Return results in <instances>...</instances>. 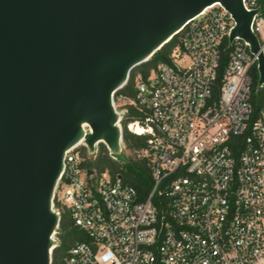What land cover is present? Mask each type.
Segmentation results:
<instances>
[{"label": "built area", "instance_id": "built-area-1", "mask_svg": "<svg viewBox=\"0 0 264 264\" xmlns=\"http://www.w3.org/2000/svg\"><path fill=\"white\" fill-rule=\"evenodd\" d=\"M242 3L264 54V0ZM233 26L219 3L205 7L176 33L168 62L135 73L134 98H115L138 114L127 129L146 136L145 199L108 170L88 174L95 155L83 141L65 151L53 208L84 238L62 264H264V109L253 116L250 101L257 54L229 40ZM126 107L116 109L120 124Z\"/></svg>", "mask_w": 264, "mask_h": 264}, {"label": "water", "instance_id": "water-1", "mask_svg": "<svg viewBox=\"0 0 264 264\" xmlns=\"http://www.w3.org/2000/svg\"><path fill=\"white\" fill-rule=\"evenodd\" d=\"M213 3L234 20L229 40L257 54L264 88L254 12L242 0H0V264H51L65 151L83 141L94 156L103 143L116 160L114 93Z\"/></svg>", "mask_w": 264, "mask_h": 264}, {"label": "trees", "instance_id": "trees-1", "mask_svg": "<svg viewBox=\"0 0 264 264\" xmlns=\"http://www.w3.org/2000/svg\"><path fill=\"white\" fill-rule=\"evenodd\" d=\"M177 43L176 34L165 43L160 49L156 50L153 55L145 62L135 66L129 73L127 82L114 93V98L119 94L125 95L129 98H134V75L136 72H141L146 76L149 71L160 62H168L170 54ZM226 61L225 53L222 54L221 67H223ZM253 88L251 95V106L253 110V116L258 111L264 109V88L257 87L258 72L256 68H253ZM138 114L132 106H128L127 114L121 121L123 130L122 138L123 142L132 149L141 151L145 147L146 136L135 134L129 131L126 127L127 123L137 118ZM84 166L88 169H92L96 174L101 173L104 170H108L111 177H119L124 183L132 185L139 196L140 200L145 199L148 192L151 189L152 180L150 177L149 169L146 160L139 156L137 159H128L125 162H119L110 157L106 146L103 143H99V148L94 157L88 158L84 162ZM54 205L56 202L54 200ZM57 245L52 250L51 264H62L63 257L66 255L68 249L77 240L84 238L83 234L72 225L69 216L66 212H62L60 215L59 225L56 232Z\"/></svg>", "mask_w": 264, "mask_h": 264}, {"label": "rangeland", "instance_id": "rangeland-1", "mask_svg": "<svg viewBox=\"0 0 264 264\" xmlns=\"http://www.w3.org/2000/svg\"><path fill=\"white\" fill-rule=\"evenodd\" d=\"M114 105L116 109H123L126 107L125 103L121 100L114 98ZM128 109V107H126ZM99 148V143L96 144V149ZM116 155V160L119 162H125L126 160L130 159H137L140 156V151L129 148L124 142L121 144V151L114 152ZM88 154L90 152L88 151ZM56 239L58 238L55 234Z\"/></svg>", "mask_w": 264, "mask_h": 264}, {"label": "bare ground", "instance_id": "bare-ground-1", "mask_svg": "<svg viewBox=\"0 0 264 264\" xmlns=\"http://www.w3.org/2000/svg\"><path fill=\"white\" fill-rule=\"evenodd\" d=\"M83 125L85 126V124H83ZM136 132H137V133H142V130H141L139 127H137V128H136Z\"/></svg>", "mask_w": 264, "mask_h": 264}]
</instances>
